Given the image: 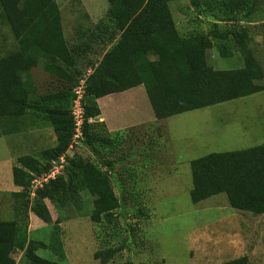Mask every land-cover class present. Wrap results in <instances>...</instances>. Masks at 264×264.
<instances>
[{"label":"trees","instance_id":"16d2710c","mask_svg":"<svg viewBox=\"0 0 264 264\" xmlns=\"http://www.w3.org/2000/svg\"><path fill=\"white\" fill-rule=\"evenodd\" d=\"M107 2L104 16L68 41L56 0H0V20L16 40L14 48L0 55V137L17 133L18 118L27 114L49 123L55 134L54 145L18 156L12 166V181L18 190L10 193L13 218L0 219V264H63L60 216L53 220L46 200L57 210L78 206L82 191H87L92 196L90 218L94 222H111L113 211L121 204L108 171L89 157L68 153L74 133L72 88L85 72V64L90 72L82 98L80 140L109 171L116 161L104 159L99 150L115 145L117 136L98 120L100 100L113 105L115 97L120 100L122 93L142 85L150 105L146 108L156 119H163L264 90V59L249 45L248 26L219 25L264 19L263 10L257 8L260 0H192V5L202 7L213 21L208 32L190 34L179 32L169 0ZM260 13L263 16L259 17ZM213 39L222 57H234L238 51L241 65L214 68L208 62ZM90 53H97L98 60L84 62L83 57ZM35 66L64 81V86L38 93L29 72ZM61 155L65 157L61 174L36 188L31 198L33 176L47 173ZM190 171L193 203L223 192L232 208L264 214V142L207 153L191 160ZM30 212L51 227L48 242L29 238ZM38 249H49L57 260L40 257ZM15 251L21 252L19 261L12 256ZM114 253L99 250L94 258L98 264H107ZM218 264H247V257Z\"/></svg>","mask_w":264,"mask_h":264},{"label":"rangeland","instance_id":"374dc122","mask_svg":"<svg viewBox=\"0 0 264 264\" xmlns=\"http://www.w3.org/2000/svg\"><path fill=\"white\" fill-rule=\"evenodd\" d=\"M56 1L68 41L100 20L108 8L107 0ZM191 1L168 2L179 32H208L213 19ZM257 8L264 15V0H260ZM263 20L259 18L260 24L256 20L255 23L240 20L219 25L248 26L247 30H251L248 33L253 35L249 45L258 58L264 59ZM215 42L213 39V46L208 50V62L214 68L223 70L241 65L238 51L235 50L234 57H222ZM15 46L10 29L0 20V55ZM98 58L97 53H90L83 61ZM84 68L79 79L90 72L86 64ZM29 72L40 94L64 86V81L40 66L32 67ZM122 94L120 100L115 97L113 105L100 100L98 120L103 121L111 135L117 136V142L106 148L108 154L103 148L99 153L105 155L104 159L116 161L113 170L102 166L97 154L83 144L73 143L68 150L69 155L89 157L109 172L121 202L113 211L111 222L91 220L92 196L87 191H82L78 206L70 204L57 210L46 200L53 220L60 216L65 253L62 263L98 264L95 251L114 250L107 264L125 260L133 264H218L240 256L247 257V264H264V214L232 208L223 192L196 203L189 196L191 160L210 152L242 149L264 142V90L163 119H156L146 108L150 105L142 85ZM18 119L20 130L0 137V219L3 220L14 216L10 193L15 187L12 166L16 158L55 144L49 123L30 114ZM28 230L29 238L44 242L52 234L51 227L31 212ZM36 253L42 258L57 260L49 249H38ZM12 256L19 261L21 252L15 251Z\"/></svg>","mask_w":264,"mask_h":264},{"label":"built area","instance_id":"2783aa9c","mask_svg":"<svg viewBox=\"0 0 264 264\" xmlns=\"http://www.w3.org/2000/svg\"><path fill=\"white\" fill-rule=\"evenodd\" d=\"M86 76H87V73L83 75L82 78L79 79L78 83L73 87V90H72L75 95L72 105H71V114L74 120V133L71 139V144L69 146V149L72 148L73 143L81 144V140H80L82 136L81 127H82V123L84 120V109L82 105V98H83V93H84ZM64 163H65V157L64 155H61L58 161L56 160L52 161L51 167L49 168L47 173H44L41 175H34L31 180V185H30L31 196L34 195V190L42 186V184L46 182L49 178H54L56 175L61 174L63 167H64Z\"/></svg>","mask_w":264,"mask_h":264},{"label":"crops","instance_id":"0c3cea01","mask_svg":"<svg viewBox=\"0 0 264 264\" xmlns=\"http://www.w3.org/2000/svg\"><path fill=\"white\" fill-rule=\"evenodd\" d=\"M250 23H252V22H250ZM255 23V22H254ZM261 23H264V20H263V22H261ZM258 24H260V22L258 21ZM248 32H251V30H248ZM254 33H256V32H254ZM260 33H261V29H260ZM250 34V37H253V35H251V33H249ZM18 190V187H14V189H12V191H17ZM11 191V192H12Z\"/></svg>","mask_w":264,"mask_h":264}]
</instances>
